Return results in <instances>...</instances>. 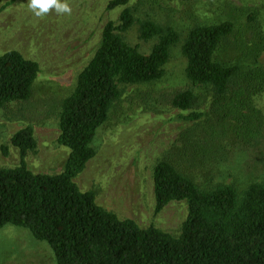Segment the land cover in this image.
<instances>
[{
	"label": "trees",
	"instance_id": "obj_1",
	"mask_svg": "<svg viewBox=\"0 0 264 264\" xmlns=\"http://www.w3.org/2000/svg\"><path fill=\"white\" fill-rule=\"evenodd\" d=\"M132 1L111 0L108 9ZM140 1L158 4V0ZM218 1L224 9L213 22L194 23L185 32L175 23H158L149 17L140 20V37L156 40L148 54L122 35L137 22L139 8L128 6L118 22L106 23L94 56L78 73L71 93L60 102L58 142L70 151L62 171L51 174L30 168L27 158L37 150L33 125L12 136L20 163L0 167V229L8 224L26 228L36 240L49 244L56 264H264V178L242 188L216 183L213 165L202 171L206 184L196 178L222 147L238 141L250 144L264 135V114L252 100L255 91L251 85H259L256 92L263 88L264 71L250 73L245 62L233 63L219 56L237 35L242 50L248 48L253 56H259L264 45H248L251 31L237 26L244 11L253 22L258 11L247 5L238 7L232 0ZM177 49L185 59L188 82L194 87H211L216 94L217 124L212 133L204 129L199 137L192 131L182 133L154 166L155 211L160 213L175 201L188 203V216L180 233L174 235L154 225L142 227L133 219L120 218L98 203L95 190H82L75 179L96 156L98 132L121 101L125 87L153 89L163 82ZM40 72L39 62L17 49L0 54V109L29 102ZM252 73L259 76L256 83ZM145 98H153V94L147 93ZM162 99L172 108L187 111L199 96L193 89H181ZM181 116L196 121L203 114Z\"/></svg>",
	"mask_w": 264,
	"mask_h": 264
},
{
	"label": "rangeland",
	"instance_id": "obj_2",
	"mask_svg": "<svg viewBox=\"0 0 264 264\" xmlns=\"http://www.w3.org/2000/svg\"><path fill=\"white\" fill-rule=\"evenodd\" d=\"M110 1L67 0L70 13L58 14L53 8L38 17L28 7L27 0H0V54L17 49L27 58L37 60L41 67L33 98L0 109V167L19 165V150L12 144V136L21 128L33 125L37 150L27 158L30 168L51 174L62 171L70 151L58 142L60 102L71 93L78 73L94 56L106 23L118 22L124 8H139L137 22L122 35L145 54L151 52L156 40L145 41L140 37V20L149 17L158 23H175L185 32L194 23L213 22L224 9L220 8L218 0H191L189 3L158 0L156 6L133 0L125 7L108 9ZM232 1L238 7L247 5L257 9L258 19L248 20L249 12L244 11L237 26L251 31V41H246L248 45H264V0H249V4L244 0ZM240 44L237 35L222 48L219 56L233 63L245 62L247 72L264 71V50L256 57L248 48L242 50ZM185 66V59L177 49L163 82L153 89L139 85L125 87L121 101L116 103L109 120L98 132L96 156L75 179L82 190H95L98 203L120 218L133 219L142 227L154 225L174 235L180 233L188 216V203L175 201L160 213L155 211L154 166L178 142L182 133L192 131L199 137L204 129L212 133V126L217 124L216 94L211 87L192 86L185 77ZM256 73L250 76L255 83L259 80ZM253 84L252 100L264 114V85L256 92L259 85ZM181 89H193L199 96L191 110L172 108L162 99ZM150 92L153 98H145ZM190 112L203 116L196 121H187L181 116ZM219 151L217 158L208 161L198 172L199 183L206 184L202 171H207L211 165L216 183L242 188L264 178L263 134L250 144L238 141ZM0 264H56V260L46 241L36 240L26 228L8 224L0 229Z\"/></svg>",
	"mask_w": 264,
	"mask_h": 264
},
{
	"label": "clouds",
	"instance_id": "obj_3",
	"mask_svg": "<svg viewBox=\"0 0 264 264\" xmlns=\"http://www.w3.org/2000/svg\"><path fill=\"white\" fill-rule=\"evenodd\" d=\"M28 7L33 13L40 17L55 9L58 14L70 13L71 9L67 0H27Z\"/></svg>",
	"mask_w": 264,
	"mask_h": 264
}]
</instances>
